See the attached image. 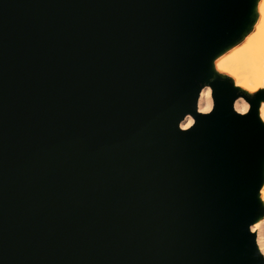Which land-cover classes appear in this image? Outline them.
<instances>
[{
	"label": "water",
	"instance_id": "obj_1",
	"mask_svg": "<svg viewBox=\"0 0 264 264\" xmlns=\"http://www.w3.org/2000/svg\"><path fill=\"white\" fill-rule=\"evenodd\" d=\"M255 4L0 0V264H264V94L211 67Z\"/></svg>",
	"mask_w": 264,
	"mask_h": 264
},
{
	"label": "snow or ice",
	"instance_id": "obj_2",
	"mask_svg": "<svg viewBox=\"0 0 264 264\" xmlns=\"http://www.w3.org/2000/svg\"><path fill=\"white\" fill-rule=\"evenodd\" d=\"M258 10L261 13V20L255 24V31L249 32L244 40V43L239 47L232 48L231 51L226 52L219 58L211 60V67H214L216 71L220 73H227L235 79V83L251 92H255L257 89L264 91V87L253 89L250 87L255 81L260 80L264 77V0H259ZM260 51L259 64L257 65L254 61H249L245 67H229L228 62L237 57L239 53L252 48L257 45ZM246 73V74H245ZM210 107V106H209ZM209 107L202 108V112H208ZM248 106L245 105L243 108L237 107V112L247 111ZM191 123V121H189ZM259 258L264 262V247L260 249Z\"/></svg>",
	"mask_w": 264,
	"mask_h": 264
},
{
	"label": "bare ground",
	"instance_id": "obj_3",
	"mask_svg": "<svg viewBox=\"0 0 264 264\" xmlns=\"http://www.w3.org/2000/svg\"><path fill=\"white\" fill-rule=\"evenodd\" d=\"M258 4H259V0L256 1L255 7H254V12H253L254 13L253 15L256 17L255 19L257 20V22H259L261 20V13L258 10ZM252 30L255 31V27ZM245 39H246V33L243 34L242 44L244 43ZM214 58H216V57H214ZM259 58H260V51H259V47H258V44H257V45H254L252 48L247 49V50L239 53L238 56L233 58V60L229 61L228 64H229V67L239 66V67L243 68V67H245L247 65V63L249 61H254L258 65L259 64ZM212 68L215 69L214 64H213ZM224 74H227V73H224ZM230 77L233 78L232 76H230ZM234 86L236 88L242 90L245 93H253V92H251V91H249V90H247L245 88H242V87L238 86L235 83V79H234ZM258 90H260V89H257L256 91H258ZM245 105L248 106L247 111L242 113V114H245V113H247L249 111L250 104L244 98H242V97L238 98L236 100L235 104H234V107H235V110H236L237 107L243 108ZM205 107H209V111L213 107V99H212V96H211V88L209 86H206V87L203 88V90L201 92V95H200V98H199V101H198V109H199L200 112H202L201 109L205 108ZM204 113H206V112H204ZM239 113H241V112H239ZM258 116H259V119L261 120V122L264 124V100H261L260 103H259ZM189 121H191V123H189ZM193 122H194L193 117L189 115L182 122V127L183 128H188V127H190L193 124ZM258 200H259V203L261 204L262 208L264 209V165H263V183H262V186H261L259 194H258ZM251 229L256 234V242H257L258 249L260 251V249L262 247H264V214L260 215L254 221V223L252 224Z\"/></svg>",
	"mask_w": 264,
	"mask_h": 264
},
{
	"label": "rangeland",
	"instance_id": "obj_4",
	"mask_svg": "<svg viewBox=\"0 0 264 264\" xmlns=\"http://www.w3.org/2000/svg\"><path fill=\"white\" fill-rule=\"evenodd\" d=\"M257 1V0H256ZM256 17L254 15H252L251 17V21H250V24H249V27L247 28V30L245 31L246 33V36L249 34L250 30L253 31L252 29H254L255 27V24L257 22V20L255 19ZM244 33V34H245ZM242 38H243V35L237 40L235 41L233 44H231L229 47H227L223 52H221L220 54H217L215 57L218 59L219 56L221 55H224L226 52L228 51H231L232 48H235L236 46H240L242 45ZM213 72H214V77L215 78H223V79H229L233 84H234V79L231 78L229 75L227 74H224V73H219L218 71H216L214 68H212ZM240 90V89H239ZM242 91V90H240ZM243 92V91H242ZM245 93V92H244ZM259 93H263L264 94V91H261V90H258L256 92H253V93H246L248 96L250 97H254L255 95L259 94Z\"/></svg>",
	"mask_w": 264,
	"mask_h": 264
},
{
	"label": "clouds",
	"instance_id": "obj_5",
	"mask_svg": "<svg viewBox=\"0 0 264 264\" xmlns=\"http://www.w3.org/2000/svg\"><path fill=\"white\" fill-rule=\"evenodd\" d=\"M250 87H252L253 89L264 87V77H261L260 80L255 81Z\"/></svg>",
	"mask_w": 264,
	"mask_h": 264
}]
</instances>
